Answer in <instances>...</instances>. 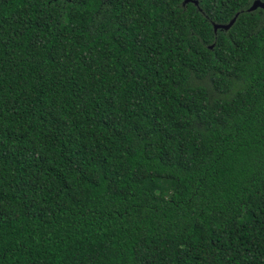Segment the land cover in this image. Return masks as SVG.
Masks as SVG:
<instances>
[{
	"label": "trees",
	"instance_id": "obj_1",
	"mask_svg": "<svg viewBox=\"0 0 264 264\" xmlns=\"http://www.w3.org/2000/svg\"><path fill=\"white\" fill-rule=\"evenodd\" d=\"M185 1L0 0V264H264V10Z\"/></svg>",
	"mask_w": 264,
	"mask_h": 264
},
{
	"label": "water",
	"instance_id": "obj_2",
	"mask_svg": "<svg viewBox=\"0 0 264 264\" xmlns=\"http://www.w3.org/2000/svg\"><path fill=\"white\" fill-rule=\"evenodd\" d=\"M189 0H186L185 2H187ZM196 3V1H194ZM257 8H261L264 10V2L260 1V0H255L252 5L248 8V11H254L256 10ZM238 15H236L228 24H225V25H221V24H214L213 25V29L214 31H216L217 29H224V30H227L230 28V26L234 23L236 17Z\"/></svg>",
	"mask_w": 264,
	"mask_h": 264
},
{
	"label": "flooded vegetation",
	"instance_id": "obj_3",
	"mask_svg": "<svg viewBox=\"0 0 264 264\" xmlns=\"http://www.w3.org/2000/svg\"><path fill=\"white\" fill-rule=\"evenodd\" d=\"M197 5V4H196Z\"/></svg>",
	"mask_w": 264,
	"mask_h": 264
}]
</instances>
